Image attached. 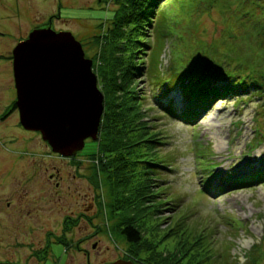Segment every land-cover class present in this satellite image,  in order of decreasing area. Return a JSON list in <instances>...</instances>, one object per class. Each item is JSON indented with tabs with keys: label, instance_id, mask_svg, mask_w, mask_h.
<instances>
[{
	"label": "rangeland",
	"instance_id": "1",
	"mask_svg": "<svg viewBox=\"0 0 264 264\" xmlns=\"http://www.w3.org/2000/svg\"><path fill=\"white\" fill-rule=\"evenodd\" d=\"M117 7L112 0H0V116L16 99L10 56L19 41L35 28L69 31L96 74L94 64L104 63L97 60L106 47L100 37L109 27L104 18ZM150 15L154 20L142 30L144 45L138 44L135 60L141 70L131 86L141 97L145 120L163 140L157 154L165 161L154 173L145 164L139 166L141 173L133 170V178L111 179L101 168V154H92L90 139L75 159L57 157L39 132L24 129L18 111H12L0 120V264L127 260L139 247L129 244L121 227L136 219L119 203L130 202L138 179L159 200L154 218L148 216L151 206L145 207L153 199L145 197L144 217L135 223H143L146 239L181 223L211 234L209 248L219 257L215 264H264V178L235 186L231 176L264 168V99L253 85L249 92L237 89L238 96L215 101L187 125L166 111L169 106L176 114L184 109L181 81L169 91L164 87L169 77L182 78L190 70L185 58L197 54L206 62L224 60V69L226 61L241 66L255 60L254 45H264V0H160ZM221 181L230 186L222 188ZM122 191L128 200L119 198ZM80 202L88 203L85 209ZM162 247L161 242L156 249L171 250ZM172 256H178L176 249Z\"/></svg>",
	"mask_w": 264,
	"mask_h": 264
},
{
	"label": "trees",
	"instance_id": "2",
	"mask_svg": "<svg viewBox=\"0 0 264 264\" xmlns=\"http://www.w3.org/2000/svg\"><path fill=\"white\" fill-rule=\"evenodd\" d=\"M112 1L116 2L118 7L104 18V21H109V27L100 37L106 47L103 52H99L97 57V60L104 63L94 64V70L99 78L98 86L104 95V113L99 126V138L90 141L94 146L92 154H101L99 161L102 164L101 168L107 173V177L126 180L129 179V176L133 178L135 175L133 170L138 172L140 165L146 164L147 172L154 173L153 169L160 167L163 164L162 161H165L157 154V148L163 143V140L152 130L149 121L145 120L147 118L146 110L141 106V97L133 92L131 86L133 77L140 69L139 65L135 66V60L140 50L138 44L144 45L141 40L142 30L144 26H149V23L154 20L150 14L160 0ZM52 17L58 18L59 13L50 18ZM97 27L101 28V24ZM254 48L251 53L258 56L255 60H247L246 64L242 63L241 66L238 62L233 65L230 61H226L225 69L224 60L219 58H215V62L211 59H207L208 62H206L205 59L200 58L199 54L195 57L191 56L190 60L189 57L185 58L186 62H189L190 70L184 73L183 79H179L178 74L175 77H169L165 89L169 91L168 89H171L174 83L181 81L184 109L180 114H176L175 110L169 106L166 109L169 116L193 123L200 112L206 111L216 99L237 96V89L245 92L254 86L256 95L263 98L264 45L262 46L261 42V44H255ZM250 56L254 57L252 54ZM195 66L197 67L195 68ZM238 70L241 71L239 75H237ZM15 110L17 108L14 101L1 114L0 120ZM134 166L138 169H134ZM139 173L141 172L139 171ZM258 175L255 180L264 178V172ZM129 192L131 194L130 202L119 204L124 205L125 203L127 206L123 213L124 211L134 212L131 216H134L136 221L133 220V223L123 222L121 233L130 245L139 248H134L129 258H126L127 260L144 264H215L219 261L215 251L209 248L211 234L203 233L202 235V230L193 232L187 226L183 228L181 223L169 227L160 237H153V234L151 239H146V236H142L141 229L146 231L143 223L137 225L135 223L139 221L140 217H144L142 214L144 198L150 199V196L153 199L152 203L148 204L147 202L145 207L151 206L148 211H151L150 214L153 215L147 214L154 218L158 217L159 213V210L155 208L158 206L154 203L159 200L156 199L153 188L151 192L144 190V185L139 183V179ZM119 193L121 194V192L115 194L119 195ZM126 197L124 191H122V195H119V198L128 200ZM125 215L123 214V216ZM154 238L158 239L157 242H154ZM170 238L173 240L166 241ZM161 242L164 248L171 249L169 250L170 254L163 249H156ZM174 249L178 252L176 257L172 256ZM198 250L203 253L197 252Z\"/></svg>",
	"mask_w": 264,
	"mask_h": 264
},
{
	"label": "water",
	"instance_id": "3",
	"mask_svg": "<svg viewBox=\"0 0 264 264\" xmlns=\"http://www.w3.org/2000/svg\"><path fill=\"white\" fill-rule=\"evenodd\" d=\"M12 73L20 125L39 132L52 152L73 156L86 139H97L104 96L92 60L71 32L31 30L12 50Z\"/></svg>",
	"mask_w": 264,
	"mask_h": 264
},
{
	"label": "flooded vegetation",
	"instance_id": "4",
	"mask_svg": "<svg viewBox=\"0 0 264 264\" xmlns=\"http://www.w3.org/2000/svg\"><path fill=\"white\" fill-rule=\"evenodd\" d=\"M51 22H52V18L49 19L47 25H49ZM55 156H57V157L60 156V158H63V159H75V156H73V157H72V156H71V157H64V156H62V155H60V154H57V153H55ZM73 176L75 177V176H76V173H74ZM50 177H52V175H50ZM58 185H59V183L56 182V186H58ZM84 194H85V196H86L85 200H87L88 194H87V193H84ZM9 204H10V202L7 201V206H8ZM84 205H88V203H85V204H84L83 202H80V204L78 205V207L81 208V210H83V209H85V208H84Z\"/></svg>",
	"mask_w": 264,
	"mask_h": 264
}]
</instances>
